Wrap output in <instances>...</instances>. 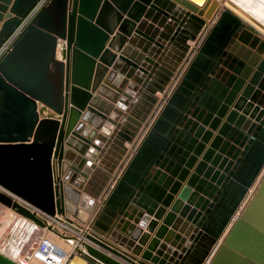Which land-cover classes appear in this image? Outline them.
Segmentation results:
<instances>
[{"label": "water", "instance_id": "water-1", "mask_svg": "<svg viewBox=\"0 0 264 264\" xmlns=\"http://www.w3.org/2000/svg\"><path fill=\"white\" fill-rule=\"evenodd\" d=\"M39 1L0 0V205L87 225L65 264H264V35L218 0L24 25Z\"/></svg>", "mask_w": 264, "mask_h": 264}, {"label": "rangeland", "instance_id": "rangeland-1", "mask_svg": "<svg viewBox=\"0 0 264 264\" xmlns=\"http://www.w3.org/2000/svg\"><path fill=\"white\" fill-rule=\"evenodd\" d=\"M235 1V3H237L239 7H242L244 11L247 10L248 13L253 12V9L255 7V5L253 4V0ZM246 1L250 2V5L252 3V7L247 6V4L245 3ZM17 217L18 215L12 212L10 209L0 205V249L23 264H56L52 261L43 262L40 259L31 256L33 254L34 248L41 238L42 233L41 231L35 233L34 228H28V235L23 234L22 231L24 230V228L14 226L16 220H20V216L18 218ZM42 231H44L45 234H50L46 230ZM49 238L53 239L54 243H56L57 245L66 246V244L60 239H57L58 237L56 236L50 234Z\"/></svg>", "mask_w": 264, "mask_h": 264}, {"label": "bare ground", "instance_id": "bare-ground-1", "mask_svg": "<svg viewBox=\"0 0 264 264\" xmlns=\"http://www.w3.org/2000/svg\"><path fill=\"white\" fill-rule=\"evenodd\" d=\"M218 1L220 2L221 7L230 9L231 11H233L234 13H236L237 15H239L240 17H242L250 25H252L262 35H264V24H262L264 22V0H253V4L255 5V7L253 9V12H251V13H248L247 10L244 11L242 7H239L237 5V3H235L236 2L235 0L234 1L233 0H218ZM245 3L249 7L252 5V3L250 5V2H248V1H246ZM253 15L256 16V17H258V18H260L261 20H263V22L260 23L258 20H256L254 17H252ZM39 216H41V215H39ZM31 223L34 224L33 222H31ZM58 225L60 226V228H58L59 233H62L63 235L66 234V235L74 236L75 237V240H70V239L65 240V239H63V237L58 236L53 231H48V233H50L51 235H55L59 239H62L64 241H67L69 243V245H67V247L70 246L69 249H72L71 245L72 246L74 245L73 250L76 247H78V246L80 247V244H79L80 242L79 241H82L83 240V234L86 232V229H87L86 228V225H82V228H80V231L79 232L74 231L71 227L67 226L66 224H58ZM59 226H57V227H59ZM55 227H56V225H55ZM83 230H84V232H83ZM50 234H47V235H50ZM0 251L2 253H4L5 255H7L8 257H10L11 259H13V260L21 263L20 261H18L16 259H14L13 257L9 256L8 254H6L2 249H0ZM55 263L56 264H61V263H63V260L61 258H58L55 261ZM21 264H23V263H21Z\"/></svg>", "mask_w": 264, "mask_h": 264}, {"label": "built area", "instance_id": "built-area-1", "mask_svg": "<svg viewBox=\"0 0 264 264\" xmlns=\"http://www.w3.org/2000/svg\"><path fill=\"white\" fill-rule=\"evenodd\" d=\"M47 2V0H40L39 3L35 6L33 11L29 14V16L24 21V25L32 18V16L38 11V9L44 5ZM16 34L11 36L8 41L6 42L5 46L0 50V53L4 50L5 47H7L12 39L15 37ZM21 217V216H20ZM23 218V217H22ZM25 219V218H24ZM41 231V238L38 241L36 247L33 250V254L31 256H34L35 258L40 259L43 262H55L58 258H61L63 260V263L65 264L72 253V249H69V247L66 246H60L54 243L53 240H51L44 231Z\"/></svg>", "mask_w": 264, "mask_h": 264}, {"label": "crops", "instance_id": "crops-1", "mask_svg": "<svg viewBox=\"0 0 264 264\" xmlns=\"http://www.w3.org/2000/svg\"><path fill=\"white\" fill-rule=\"evenodd\" d=\"M251 15H252V14H251ZM252 17H254L256 20H258L260 23L263 22V20H261L260 18L254 16V15H253ZM262 24H264V22H263ZM18 217H19V216H18ZM18 217H17V218H18ZM25 222H26V223H25ZM14 226L24 228V230L22 231V233H23V234H26V235H28V232H27L28 228H34V232H35V233H37L38 231H40V229H39L36 225L32 224L30 221H28V220H26V219H24V218H22V217H20V220H18V219L16 220ZM86 228H87V225H86ZM83 232H84V230H83ZM46 234H47V233H46ZM53 236H55V235H53ZM48 237H49V235H48ZM57 239H59V238H57ZM51 240H53V239H51ZM60 240H61L62 242H64L66 245H69V243H68L67 241H64V240H62V239H60ZM70 245H71V244H70ZM71 247H72V250H73L74 245H73V246L71 245Z\"/></svg>", "mask_w": 264, "mask_h": 264}]
</instances>
